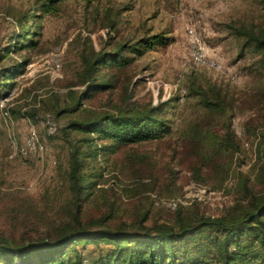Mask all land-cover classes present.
<instances>
[{
    "label": "rangeland",
    "instance_id": "1",
    "mask_svg": "<svg viewBox=\"0 0 264 264\" xmlns=\"http://www.w3.org/2000/svg\"><path fill=\"white\" fill-rule=\"evenodd\" d=\"M41 3L0 0V69L28 61L15 79L10 119L0 121V234L39 239L67 221L71 205L68 140L59 129L47 134L41 121L82 90L78 73L96 52L134 45L154 34L163 35L166 42L141 54H128L132 61L122 70L100 67L99 73L115 87L84 101L83 107L109 110L122 104L163 103L171 132L156 142L127 145L116 154L101 155L99 165L93 167L102 176L85 203L83 218L92 220L111 212L112 226H131L144 215L145 225L173 223L179 213L218 216L245 205L244 178L252 190L264 191L259 179L264 70L259 53L244 46L234 29L240 24L264 28L263 0H68L50 13ZM187 25L221 68L192 61ZM24 31L25 49L2 57L6 45ZM54 57L60 61L57 72ZM193 82L205 89L219 87V108L211 111L201 105L188 91ZM54 116L59 128L68 118L77 117ZM31 127L45 149L23 156L19 147ZM229 130L231 139L225 140L229 145L220 147ZM72 136L82 139L78 133ZM193 137L202 139L201 143L190 144ZM167 198L176 201L174 208L167 205ZM77 249L87 257L99 252L93 244Z\"/></svg>",
    "mask_w": 264,
    "mask_h": 264
},
{
    "label": "trees",
    "instance_id": "2",
    "mask_svg": "<svg viewBox=\"0 0 264 264\" xmlns=\"http://www.w3.org/2000/svg\"><path fill=\"white\" fill-rule=\"evenodd\" d=\"M65 1L68 0H42L41 7L50 13ZM234 29L244 39V46L259 53L258 62L264 70V28L240 24ZM166 40L163 35L154 34L134 45L120 44L113 51H98L85 62L84 69L78 73L82 90L72 93L66 104L54 109L56 117L77 115L56 129L69 144L66 174L71 193L69 217L39 239L18 240L0 234V264H264V191L252 190L245 178L241 181L245 205L239 204L236 210L225 215L181 216L179 213L173 223L150 225L144 224V215L131 226H112L111 212L92 220L83 218L85 203L102 176V171L93 167L99 165L101 155L106 151L116 154L127 145L156 142L171 132L164 118L163 103L145 107L122 104L109 110H88L83 103L115 87L111 79L99 73L100 67L122 70L132 61L128 54H141L142 50ZM32 44L30 41L29 45ZM20 49H25V31L13 37L3 49L2 57ZM27 63L23 59L0 69V98L12 91L15 79L25 71ZM188 91L211 111L221 104V91L215 85L205 89L193 82ZM47 115L55 120L51 113ZM77 133L82 139L72 136ZM223 138L219 145L226 148L229 141L225 140L231 139V131H226ZM201 140L193 137L190 144L197 141L200 144ZM260 144L264 145L259 143V179L264 184V148L260 149ZM170 200L173 199H166ZM86 244L97 246V255L87 257L79 253L77 246ZM101 245L106 248L101 249Z\"/></svg>",
    "mask_w": 264,
    "mask_h": 264
},
{
    "label": "built area",
    "instance_id": "3",
    "mask_svg": "<svg viewBox=\"0 0 264 264\" xmlns=\"http://www.w3.org/2000/svg\"><path fill=\"white\" fill-rule=\"evenodd\" d=\"M187 35L189 37L190 44V56L192 61L199 65L205 67H211L219 69L221 65L215 59H211L207 54V47L202 42V40L196 34L192 26L186 27ZM53 70L55 72L60 70V61L58 58H53ZM14 90H12L8 95L0 98V121H7L10 119V100L13 96ZM42 126L45 128L47 134H54L57 129L56 121L50 117L45 116L41 121ZM45 149L43 141L40 139L37 131L34 128H30L26 136V140L23 145L19 147V153L23 156L33 155L35 153H42ZM167 205L171 208L176 206L175 200H170ZM85 264V262L83 263Z\"/></svg>",
    "mask_w": 264,
    "mask_h": 264
}]
</instances>
